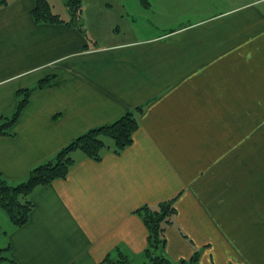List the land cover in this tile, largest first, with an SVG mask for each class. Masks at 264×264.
Masks as SVG:
<instances>
[{
    "label": "crops",
    "instance_id": "0c3cea01",
    "mask_svg": "<svg viewBox=\"0 0 264 264\" xmlns=\"http://www.w3.org/2000/svg\"><path fill=\"white\" fill-rule=\"evenodd\" d=\"M61 1L55 23L34 20V0L0 5V120L48 79L0 135V177L26 179L138 107L139 126L119 154L74 151L65 179L30 194L24 225L6 217L11 258L106 264L120 250L143 264L136 210L171 200L165 257L264 264V0H81L72 21Z\"/></svg>",
    "mask_w": 264,
    "mask_h": 264
},
{
    "label": "trees",
    "instance_id": "16d2710c",
    "mask_svg": "<svg viewBox=\"0 0 264 264\" xmlns=\"http://www.w3.org/2000/svg\"><path fill=\"white\" fill-rule=\"evenodd\" d=\"M35 6L32 16L36 22H62L48 0H34ZM146 2V0H142ZM81 0H64V5L70 15V21L77 20L81 14ZM5 0H0V5ZM48 79L44 78L34 88H40L47 84ZM19 91L21 97L16 111L8 118L0 120V135L8 134L9 128L17 119L21 109L27 103L29 93L34 89ZM141 108L128 111L118 119L87 130L57 151L53 158L32 168L26 180L15 186H10L0 177V209L8 216L14 226H22L28 220V215L33 207L30 194L37 187L44 186L55 179H65L74 163L72 156L74 151H80L93 160H100L106 149H112L116 154L133 142L134 132L137 130L138 113ZM141 217L148 235L147 245L144 250L147 262L145 264H196L199 252L196 250L190 259H180L173 262L165 257L160 251L165 245L164 232L172 224L176 209L171 200L164 201L156 206H143L136 210ZM6 248H0L2 253ZM117 259L106 256L103 260L106 264H131L129 258L120 250H116ZM6 260L0 257V260Z\"/></svg>",
    "mask_w": 264,
    "mask_h": 264
},
{
    "label": "rangeland",
    "instance_id": "374dc122",
    "mask_svg": "<svg viewBox=\"0 0 264 264\" xmlns=\"http://www.w3.org/2000/svg\"><path fill=\"white\" fill-rule=\"evenodd\" d=\"M48 1L53 6L52 7L53 10L55 12H57L61 17L67 16V14L64 12V8L62 7L63 5H62L61 0H48ZM201 1H204V0H178V2H181V3H192V4L198 3ZM207 1H210V0H207ZM75 155L76 154L73 155L74 158H75ZM24 180H26V179H24ZM24 180H22V181H24ZM22 181H11L10 180V181H7V184L10 186H15ZM6 217H7L6 213L2 209H0V248H2V249L6 248V250H4L2 253H0V257H5L6 260L1 259L0 264H19V263L15 262L10 256L11 246L8 244V242L10 240L8 235L10 234V232L8 231V225L6 224V221H7ZM17 227L18 226H16V228ZM19 227H21V226H19ZM144 257H145V261L143 264H145L147 262V258H146L145 254H144ZM113 259H117V252L116 251H114Z\"/></svg>",
    "mask_w": 264,
    "mask_h": 264
}]
</instances>
